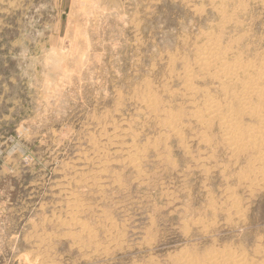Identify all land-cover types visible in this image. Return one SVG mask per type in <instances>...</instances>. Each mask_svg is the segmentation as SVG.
<instances>
[{"label": "rangeland", "instance_id": "1", "mask_svg": "<svg viewBox=\"0 0 264 264\" xmlns=\"http://www.w3.org/2000/svg\"><path fill=\"white\" fill-rule=\"evenodd\" d=\"M263 61L264 0H0V264H264Z\"/></svg>", "mask_w": 264, "mask_h": 264}, {"label": "bare ground", "instance_id": "2", "mask_svg": "<svg viewBox=\"0 0 264 264\" xmlns=\"http://www.w3.org/2000/svg\"><path fill=\"white\" fill-rule=\"evenodd\" d=\"M212 39V38H211ZM217 41V40H216ZM213 42V41H212ZM215 42V41H214ZM210 46V45H209ZM212 47H215V46H212ZM207 48V47H206ZM205 49V48H204ZM208 49V48H207ZM206 49V50H207ZM221 50V49H220ZM217 50V47L216 48H210L208 49V52L206 53H203L201 55V59H200V62H201V66L203 68V70H213L215 71V73L217 75L220 76V79L222 77H226V78H229V79H234L236 81H239L240 77L238 78V73L241 74L243 72L246 73L247 71L250 70V67L249 66H246L244 65V63L242 64L241 62H236L234 63L233 61V64H230L228 63L226 60H224V56L220 57L221 55L218 56V51ZM230 51V50H229ZM224 52V50H223ZM226 52V51H225ZM223 54V53H222ZM226 59V58H225ZM238 59V58H237ZM241 59V58H240ZM198 61V60H197ZM236 61V60H235ZM239 61V59H238ZM264 62V61H263ZM250 64V63H249ZM256 64V63H255ZM255 66V65H254ZM263 66V65H262ZM204 72V71H203ZM206 73H208L207 71H205ZM211 72V71H210ZM214 73V74H215ZM191 75V74H190ZM245 75V74H244ZM254 75V74H253ZM252 75V76H253ZM222 76V77H221ZM247 76V75H245ZM212 77V76H211ZM254 77V76H253ZM216 78V77H215ZM243 78V77H242ZM241 78V79H242ZM192 79L193 77L191 78V76H188L186 78V81H187V85L191 84L192 83ZM244 79V78H243ZM249 81H242V88H243V91L241 94H239L238 96H236L235 98L237 99L238 102L236 103H239V106L242 110V112L245 114V113H249L251 115H256L258 118L259 117H264V109L261 107L262 104H264V89L261 88L260 86V82L261 78H257V79H253V78H248ZM232 81L235 82V81ZM221 83V82H220ZM225 84V82H224ZM230 85V84H229ZM262 85H264L262 83ZM192 86V85H191ZM227 86V85H226ZM193 87V86H192ZM228 87V86H227ZM234 87V86H233ZM196 88V87H195ZM194 88V89H195ZM223 88V87H222ZM230 89V87H228ZM235 88V87H234ZM238 88V86H237ZM233 91L232 87L230 89V91ZM198 91V90H197ZM239 91V89H238ZM196 92V91H195ZM227 91H225L226 93ZM228 94V93H227ZM233 96V94H231ZM207 96V95H206ZM227 96V95H226ZM208 98V96H207ZM232 98V97H231ZM211 99V98H210ZM213 100V99H212ZM232 100V99H231ZM234 100V98H233ZM211 101V100H210ZM235 101V100H234ZM151 102V101H150ZM216 102V101H215ZM215 102H210L208 104V107H207V110L209 111V115H210V118L212 119H217V120H220L221 124L226 128L227 131V142L231 145V146H239L241 143V136L242 134L240 133V129H241V125L238 121V118H236L234 115H232V112H229L231 111L230 109H226L224 110L222 108V106L219 104V103H215ZM219 102V101H218ZM152 103V102H151ZM234 103V102H233ZM149 104V103H148ZM228 104V103H227ZM150 105V104H149ZM156 105V104H155ZM154 105V106H155ZM230 105V104H229ZM238 105V104H237ZM226 106V105H225ZM231 107V106H230ZM238 107V106H237ZM227 110L228 113L227 114ZM195 115V114H194ZM200 115V113H199ZM249 115V117L251 116ZM252 116V117H253ZM172 117V116H171ZM195 117V116H194ZM239 117V116H238ZM170 118V117H169ZM198 118V117H197ZM243 118V117H242ZM255 118V116H254ZM257 118V120H258ZM260 118V119H261ZM175 119V117H174ZM177 120L179 118H176ZM209 119V117H208ZM173 120V119H172ZM199 120V119H198ZM202 120V119H201ZM240 120V119H239ZM262 120V119H261ZM169 121V120H168ZM179 121V120H178ZM200 121V120H199ZM215 121V120H214ZM219 122V121H218ZM243 122V120H242ZM262 123H264V119L262 120ZM170 124V123H169ZM176 124V123H175ZM174 124V125H175ZM173 125V126H174ZM178 125V124H177ZM172 126V125H171ZM243 126H244V123H243ZM259 126V125H257ZM246 127V126H245ZM262 127V126H261ZM245 129V128H243ZM224 130V129H223ZM259 130V129H258ZM251 132V131H249ZM252 133V132H251ZM226 134V133H225ZM250 135V134H249ZM246 137V136H245ZM253 137H256L255 139V144L257 145H260V146H263L264 147V130L261 131L259 134L257 135H254ZM252 138V137H251ZM249 138V141L250 139ZM248 140V138H247ZM245 140V141H247ZM226 142V143H227ZM252 142V141H251ZM247 147V146H246ZM254 147V146H253ZM256 147V145H255ZM258 147V146H257ZM233 148V147H231ZM262 148V147H261ZM260 147H258V149H261ZM249 149V148H248ZM256 149V148H255ZM254 149V150H255ZM235 150V149H234ZM253 150V151H254ZM264 151V150H263ZM237 152V151H236ZM263 154V153H261ZM258 157H259V154H258ZM260 159V158H259ZM261 160H264V154L261 156ZM263 163V162H262ZM213 256V255H212ZM209 259V258H208ZM213 259V257H212ZM239 260V259H237ZM242 260V259H240ZM214 261V259H213ZM227 261V260H226ZM235 261V260H234ZM233 262V261H231ZM236 262V261H235ZM241 262V261H240ZM186 263V262H185ZM224 263V262H223ZM222 263V264H223ZM229 263H230V260H229ZM234 263V262H233ZM237 263V262H236ZM245 263V262H244ZM214 264V263H213ZM218 264V263H217ZM220 264V263H219ZM242 264V263H240Z\"/></svg>", "mask_w": 264, "mask_h": 264}]
</instances>
